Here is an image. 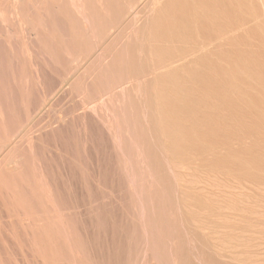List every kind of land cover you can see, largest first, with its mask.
I'll return each mask as SVG.
<instances>
[{"label":"rangeland","instance_id":"rangeland-1","mask_svg":"<svg viewBox=\"0 0 264 264\" xmlns=\"http://www.w3.org/2000/svg\"><path fill=\"white\" fill-rule=\"evenodd\" d=\"M5 1L0 264H264V0Z\"/></svg>","mask_w":264,"mask_h":264},{"label":"bare ground","instance_id":"bare-ground-1","mask_svg":"<svg viewBox=\"0 0 264 264\" xmlns=\"http://www.w3.org/2000/svg\"><path fill=\"white\" fill-rule=\"evenodd\" d=\"M55 1H56V0H55ZM61 1H62V0H61ZM80 1H81V0H80ZM91 1H92V0H91ZM96 1H97V0H96ZM5 2H7V0H6ZM5 2H4V4H5ZM97 2H98V1H97ZM104 2H105V1H104ZM41 3H42V2H41ZM78 3H80V2H78ZM86 3H87V2H86ZM92 3L95 4V2H93V1H92ZM102 4H103V3H102ZM2 5H3V4H2ZM2 5H1V6H2ZM31 5H32V4H31ZM50 5H51V4H50ZM53 5H54V4H53ZM80 5H81V4H80ZM85 6H87V5H85ZM89 6H90V5H89ZM92 6H93V5H92ZM102 6H103V8L105 7L104 5H102ZM102 6H101V7H102ZM31 7H32V6H31ZM31 7H30V3H29V8H31ZM57 7H58V6H57ZM81 7H82V5H81ZM33 8H34V7H32V9H33ZM50 8H52V7H50ZM75 8H76V6H75ZM77 8H78V7H77ZM79 8H80V7H79ZM86 8H88V6H87ZM84 9H85V8H84ZM89 9H90V8H89ZM30 10H31V9H30ZM34 11H35V10H34ZM53 11H54V9H53ZM80 11H81V9H80ZM82 11H83V8H82ZM85 11H86V10H85ZM51 12H52V11H51ZM77 12H78V11H77ZM35 13H37V12H35ZM43 13H44V12H43ZM31 14H32V13H31ZM50 14H51V13H50ZM74 14H75V13H74ZM88 14H89V13H88ZM0 15H2V13H1ZM77 15H78V14H77ZM90 15H93V14L91 13V14H89V16H90ZM10 16H11V15H10ZM38 16H39V15H38ZM50 16H51V15H50ZM84 16H86V15H84ZM84 16H83V18H84ZM87 16H88V15H87ZM0 17H1V16H0ZM5 17H6V16H5ZM27 17H29V16H27ZM39 17H40V16H39ZM39 17H38V18H39ZM45 17H46V16H45ZM70 17H71V16H70ZM90 17H91V16H90ZM15 18H16V16H15ZM17 18H18V17H17ZM17 18H16V20H17ZM91 18H92V17H91ZM1 19H2V18H1ZM76 19H77V18H76ZM27 20H28V19H27ZM39 20H41V19H39ZM42 20H43V19H42ZM46 20H48V19H46ZM74 20H75V19H74ZM91 20H93V19H91ZM0 21H1V20H0ZM2 21H3V20H2ZM2 21H1V22H2ZM83 22H84V20H83ZM85 22H86V21H85ZM85 22H84V23H85ZM87 22H88V21H87ZM90 22H91V21H90ZM2 23L4 24V22H2ZM31 23H33V22H31ZM41 23H43V21H42ZM44 23H45V21H44ZM3 24H2V26H3ZM85 24H86V26H87L88 23H85ZM93 24H95V23H94V20H93ZM17 25H18V23H17ZM24 25H25V24H24ZM33 25L35 26V24H33ZM88 25H90V24H88ZM83 26H84V25H83ZM90 26H92V25H90ZM87 27H88V26H87ZM93 27H94V26H93ZM24 28H26V27H24ZM28 28H30V27H28ZM37 28H38V27H37ZM84 28H85V27H84ZM89 28H90V27H89ZM6 29H10V26H9L8 28H6ZM26 29H27V28H26ZM4 30H5V29H4ZM4 30H3V31H4ZM24 30H25V29H24ZM86 30L89 31V29H86ZM8 31H10V30H8ZM16 31H17V30H16ZM26 31H27V33H28V30H26ZM89 32H90V31H89ZM24 33H25V31H24ZM9 35H10V32H9ZM34 35H35V34H34ZM6 36H7V35H6ZM10 36H11V35H10ZM30 36H31V35H30ZM30 36H29V37H30ZM21 37H22V36H21ZM21 37H19V38H21ZM26 37H27V36H26ZM34 37H35V36H34ZM7 38H8V37H7ZM11 38H12V36H11ZM0 39H1V38H0ZM32 39H33V38H32ZM10 40L12 41L13 39H9V41H10ZM14 40H15V39H14ZM19 40H20V39H19ZM22 40H24V38H23ZM27 40H28V39H27ZM27 40H25V41H27ZM30 40H31V38H30ZM31 41H32V40H31ZM45 41H46V40H45ZM2 42H3V41H2ZM19 42H20V41H19ZM29 42H30V41H29ZM20 43H21V42H20ZM23 43H24V42H23ZM23 43H22V44H23ZM25 43H26V42H25ZM28 44H30V43H28ZM28 44H27V45H28ZM24 45H25V47H27V48L30 47V46H26V44H24ZM52 45H53V44H52ZM30 48H31V47H30ZM20 49H21V45H20ZM20 49H19V50H20ZM19 50H18V51H19ZM33 50H34V49H32L31 53L34 52ZM40 51H41V50H40ZM53 51H54V50H53ZM25 52H26V54H24V55H27L28 52H27V51H25ZM62 52H63V51H62ZM35 53H36V52H35ZM44 53H45V52H44ZM33 54H34V53H33ZM100 54H101V53H100ZM100 54H99V55H100ZM22 55H23V54H22ZM46 56H47V55H46ZM56 56H57V55H56ZM33 57H35V56H33ZM33 57H32V58H33ZM70 57H71V55H70ZM27 58H29V57H27ZM42 58H44V57H42ZM48 58H51V57H48ZM44 59H45V58H44ZM110 59H111V58H110ZM45 61H47V60H45ZM106 61H107V60H106ZM95 62H96V61H95ZM103 62H105V61H103ZM30 63H31V62H30ZM45 63H46V62H45ZM12 65H13V64H12ZM94 65H95V64H94ZM18 69H19V68H18ZM19 70H20V69H19ZM84 76H85V75H84ZM87 76H88V75H87ZM77 79H78V78H77ZM2 88H3V87H2ZM0 93H2V92H0ZM2 95H3V94H2ZM0 96H1V95H0ZM2 97H3V96H2ZM102 104H105V103H102ZM86 105H87V104H86ZM91 105H93V103L90 104L89 106H91ZM93 107H94V106H93ZM110 107H111V106H110ZM94 108H95V107H94ZM0 110H1V109H0ZM74 110H75V109H74ZM95 110H96V109H95ZM110 114H112V113L110 112ZM111 117H112V116H111ZM117 120H118V119H117ZM116 123H117V122H116ZM116 127H117V126H116ZM115 130H116V129H115ZM33 137H34V136H33ZM21 146H22V145H21ZM19 147H20V146H19ZM13 148H14V147H13ZM7 153H8V152H7ZM8 154H9V153H8ZM21 155H23V154H21ZM18 157H19V156H18ZM6 159H7V158H6ZM14 160H15V159H14ZM3 161H4V160H3ZM1 162H2V161H1ZM15 164H16V163H15ZM15 166H16V165H15ZM26 178H27V177H26ZM25 221H26V220H25Z\"/></svg>","mask_w":264,"mask_h":264}]
</instances>
